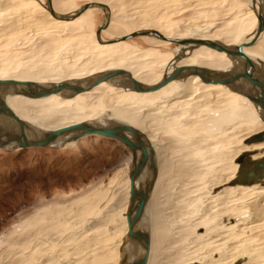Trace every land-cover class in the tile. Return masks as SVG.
I'll return each mask as SVG.
<instances>
[{
  "label": "rangeland",
  "instance_id": "obj_1",
  "mask_svg": "<svg viewBox=\"0 0 264 264\" xmlns=\"http://www.w3.org/2000/svg\"><path fill=\"white\" fill-rule=\"evenodd\" d=\"M39 1L45 4L47 0ZM95 1L98 0H56V3L58 10L64 8L63 12L72 13L82 5ZM104 3L112 8L114 17L111 26L119 32L103 36L105 40L131 34L135 29L126 23L141 22V17L146 14L158 15L155 19H147L148 22L156 23L172 37H175L176 29L180 30L181 27L184 31L177 36L183 38L188 35L184 28L194 26L198 21L202 23L198 25L205 27L206 23L218 18L227 20L252 8L250 0H106ZM104 21L105 14L102 10L93 11L78 21L62 25L59 33L39 29L36 38L28 41L24 47H13L14 43L6 45L7 41L3 38L0 40V59L36 48L35 42L44 43L38 50L45 54L61 49L78 34H87L89 38L94 36ZM228 24H231L232 29V40L229 43L236 44L243 39L253 38L257 20L251 14ZM47 26L53 29L55 27L52 24ZM12 39L14 41V37ZM85 42L93 46L89 40ZM122 47L129 48L133 53L145 52L140 60L153 62L170 60L175 56L177 45L163 44L150 48L144 39L138 37ZM103 51L97 52L101 54ZM112 56V53L107 52L100 56L107 63L104 70L114 67L109 62ZM147 72L154 74L158 81L164 74V71L151 68ZM47 78L53 77L49 74ZM178 86L174 84L157 93L137 95L107 85L58 108L71 110L76 115L105 112L108 102L115 100L116 106L128 105L131 109L141 111L173 96L177 93ZM198 102L207 106L198 108L192 102L191 106L189 103V106L185 105L183 108L186 114L176 111L175 114L181 115L174 114V117L164 119V115L171 113H155V117L150 115L146 120L149 126L153 118H159L154 123L155 127L151 124L149 128L154 134L157 131L155 141L164 152V166L169 167L168 176L173 179V182L167 183L171 187L167 188L169 196L166 194V198L170 200L168 199L166 207L164 203L161 205L162 213L166 217L177 210L195 214L184 222L177 219L169 221L176 243L165 249L164 258L155 263L206 264L218 262L222 257V264H240L241 259L242 264H264V223L251 224L255 221V215L246 206L244 198L228 200V214L223 217L214 215L209 220L195 222L184 233L181 232L182 228L174 230L176 226L190 227L191 222L200 216L199 210L215 204L211 198L206 201L200 199L203 195H211L208 191L197 190L203 181L212 176L213 168L208 159L221 154L234 156L239 153L244 147V141L257 133L262 125L258 111L245 104L239 95L224 93L210 101V104L204 98H198L195 103ZM69 118L63 113L56 118L60 120L55 121V124L69 123L72 121ZM191 141L192 144L189 143ZM131 164L132 153L126 146L100 136H86L79 141L55 147L19 150L0 148V264H18L26 258L31 262L24 264H115V254L119 253L120 260L123 246L125 249L129 246L122 231L123 215L117 199L119 194L116 197L115 192L128 175ZM231 164L234 165V162ZM229 174L230 172L227 173ZM165 182L166 180L161 182L162 188ZM178 193L180 199H176ZM262 194L264 193L256 195ZM192 199L195 200L193 206L188 204ZM153 200L154 198H150L148 201L145 209L148 212ZM205 240H210L209 244L201 252L197 251L196 244ZM118 242L121 244L120 248L115 246ZM179 251L180 254L174 257L172 252ZM47 254L58 258L54 262H45L44 255ZM106 254L107 260H94L96 255ZM239 254L242 256L238 257Z\"/></svg>",
  "mask_w": 264,
  "mask_h": 264
},
{
  "label": "bare ground",
  "instance_id": "obj_2",
  "mask_svg": "<svg viewBox=\"0 0 264 264\" xmlns=\"http://www.w3.org/2000/svg\"><path fill=\"white\" fill-rule=\"evenodd\" d=\"M102 1L105 2L106 0H98L91 3L106 4ZM52 2L54 10L58 15L62 17H69L71 15H74L81 8L80 7L72 13H67L63 12L64 8L58 10V4L56 3V0H52ZM250 5L252 6V8H250L249 10L241 11L236 16H233L227 20H225V18H218L216 19V21L206 23L205 27L198 25V21V23L194 26L184 28L186 29L185 31L188 32V35L187 37L183 38H178L177 36L184 31L181 27L180 30L176 29L174 35L175 37H172L166 30L158 27L156 23L150 21L148 22L147 19H155L158 16L155 14L144 15L143 17H141V22L133 21L126 23L125 21V23L135 29L133 32L155 30L160 32L166 38L199 39L212 41L235 51L236 47L240 45H248L251 41L254 40V38L257 36L259 27L258 15L261 14L264 17V0H250ZM47 7V3L43 4L42 1L39 0H0V40L5 38L7 41L6 45H11L10 43H14L13 47H24L26 46L28 41H31L36 38V32L39 29H45L46 32L59 33L61 31L60 27L62 25L78 21L79 19H82L87 13L102 10L99 7H94L87 10L84 14H82L79 18L75 19L74 21H62L54 18L48 11ZM251 14L254 15L257 20V27L254 32L253 38L248 40L243 39L239 43L230 44L229 42L232 40V29L230 26L231 24L228 23L230 21H235V19L246 18L248 15ZM109 15L110 23L108 25V28L102 33V41L104 43L109 41L104 39L105 36L108 37L109 35L119 34V32L116 29H113L111 26V22L113 21L114 17V12L112 8H110ZM123 19L121 20L122 23L124 21ZM49 24L54 25V29L49 28V26H47ZM141 24H144V26H142ZM28 30H30V32H28ZM87 36V34H78L76 36H73L71 40L67 44H65L61 49H54V51L46 52V54L43 51L38 50L40 47H43L44 43L35 42L34 47L36 48L32 47V49H29L27 51L14 53L7 56L6 58H1L0 81H12L15 82L16 85H0V102L3 101L4 103H6L10 107V109L28 125L26 132L32 139L41 138L44 134L48 132H52L62 127L79 123H89L100 128H110L114 126H129L140 131V133L144 135V137L149 141V145L155 152V162L158 168L157 179L149 197V200L150 198H154L152 202V207L151 210H149L150 213L148 212V210H145L143 218L144 223L142 221V223L140 224V229L146 230L150 236V252L147 264H154L155 262H159L161 259L164 258L163 256L164 254H166L165 249H167L171 245L173 246V244L176 243V236L175 233L172 234L173 228L171 226V223L169 224V221L177 219L184 222L185 220L190 219L191 216L194 217L195 214L194 212H185L183 210H177L172 212L169 217H166V214L162 213L163 210L161 205L164 203L163 205L166 207V205H168L169 203L168 199L170 200V198H166L169 196L167 194V192H169L167 188L171 187L170 184L167 185V183L169 181L173 182V179L172 177L170 178L168 176L170 173L169 167L167 166V168L166 166H164V152L163 150H160V144L156 143L155 141V135L157 131L154 134L153 131L149 128L151 126L155 127L154 123L157 122L159 118H153L151 123L152 125L150 124L151 126H148L146 121L148 117L150 115L154 116L155 113H171L170 115H164V119H170L176 111H179L181 114H186V111H184L183 108L189 103L191 106V103L193 102L194 106H197L198 108L202 106L199 102V104L195 103L198 98H204V100L209 103L210 101L212 102L214 99L221 97L224 93H232L233 95H239V97L245 102V104L254 107L258 111L262 124L260 130L257 133L255 132V134H258L264 131V111L260 106L255 105L245 96L246 93L254 92V89L252 88L250 82L247 79H240L232 83L230 86L206 84L202 82L198 75L190 74V71L186 70L185 72H183L182 76L178 80H175L166 86L170 87L174 84H178L179 89L177 90V93H175L171 97L164 98L161 102L144 108L141 111L140 109H131L128 105L116 106L115 100H111L108 102L106 106L107 110L105 112H85L82 115L72 114L71 110L67 111L58 107L64 105L65 103L67 104L68 102L75 100L77 97L83 94L96 92L107 85L114 86L120 91L137 95L153 94L166 88L164 87L163 89L153 93H138L132 90L131 79L129 75L121 74L117 77L109 79L104 83L99 84L98 86L92 88L91 91L83 94H74V92L70 89H57L59 85L65 83L76 85L78 87H88L93 80H95L106 72L121 70L130 73L132 75V78H134L142 87L145 88L154 87L162 81L163 77L166 74L170 75L176 68L180 67H197L205 69L207 71V75L212 78H214L218 74L221 76L227 74V78H231L239 73H243L246 69V62L244 60L229 57L225 53L213 50L206 46H180L178 44H175L177 45V48L174 51L175 56H172L170 60H156L153 62H147L140 60L144 56L143 53L145 52H142V54L133 53L132 50H130L129 48L122 47L123 45H128L129 41L118 42L115 44H100L96 38V34H94V36L90 38ZM12 37H14V41ZM118 38L120 37H117L115 39ZM139 38L144 39L146 44L150 48L163 44H174L171 42L163 41L157 37L142 36ZM88 40L89 43L93 44V46H89L85 42ZM150 48L148 49V51L151 50ZM105 49L109 50L105 51ZM100 50H104V53L107 52L113 54L109 62L114 67L108 68V70L103 69V67H106L107 63L103 62V58H100V56L104 54H99L100 52H97ZM243 52L248 57H250V59H252L254 65L256 66V75L258 79L264 82V29L262 33L258 36L256 43L251 47L244 46ZM148 68L164 71V74L158 81V79L155 78L154 74L147 72ZM49 74L53 77L52 79L47 78ZM29 82L34 84H32L31 86L20 84ZM36 84L40 87H38ZM42 89L48 91L49 94H44L42 96L39 95L35 97L33 96L43 93L44 90ZM205 90L209 91L206 92ZM258 95L259 99L264 100V91H259ZM63 113H66L70 117L69 120L72 121L66 124L56 125L55 121L60 120L56 118H58ZM187 124H189V121ZM157 127L159 128V126ZM18 133V124L12 117H10V115L6 114L4 116H0V136H3L2 139H0V143L7 141ZM255 134H252L251 136ZM126 135L131 139H135V136L132 133H127ZM73 137L74 134H68L61 138H58V140L51 147L73 143L71 142ZM245 141L243 143L244 147H242L241 151L239 153H236L234 156H225L221 154L219 156H216L215 158L208 157L209 164L213 168V173L211 172L212 176L203 181V183L201 182L202 184L200 187H198L197 190H203L204 192L208 191V194L211 195H203L200 197V199L206 201L207 199L211 198V201H215V204L213 203L208 206H204L201 211L199 210L200 216L196 219V221L191 222L190 227L188 226V228H184V225L176 226L174 229L175 231L177 229L181 230L182 228L183 231L181 232L184 233V231L191 228V226L194 225L195 222H200L203 219L209 220L214 215H218L220 217L225 216L228 210L227 202L228 200H231L233 198H244L246 200V206H249L253 214L255 215V221L251 224L264 223V194H262L261 196L256 195L257 193H264V180L261 183L252 186L229 185L230 182L233 181L238 175L240 166L236 163V160L238 157H240V155H242L243 153H250L251 158L253 160L261 159L264 157V142L259 144L247 145L245 144ZM189 143L192 144L193 142L191 141ZM200 144L203 145L202 143ZM16 145L17 144L14 143L11 146H8L6 149L19 150L13 149V147ZM233 162L234 165L231 164ZM132 169L133 156L132 164L129 168V173L124 179V181H122L123 183L121 182L122 187L119 186V190L115 192L116 197L119 194L117 199L119 200L118 205L121 208L123 215L122 231L126 236L125 241H127L128 235L127 214L130 213V210H132L130 202L129 176L130 171ZM228 172H230L229 175H227ZM224 175L226 177L223 178ZM152 178L153 174L149 172V169L145 170L136 183L137 189L144 188L152 180ZM163 180H166V182L165 186L162 188L160 184ZM179 194L180 193L177 194L178 196L176 199H180ZM192 203H195L194 199L189 201L188 204ZM191 206H193V204ZM150 222L152 223V225H150ZM208 241L205 240L203 242L197 243L195 247H198V249L196 250H200L199 252H201L202 249H204L206 245L209 244ZM127 243L129 245L128 249H125L123 246L120 255V260H118L119 253L117 252L115 254V264H131L137 260L142 259L146 254V251L143 247L135 245L134 243H130L128 241ZM115 246L117 248H120V242H118ZM193 249L195 250V248ZM131 250L133 251L132 253ZM186 251L190 250L186 249ZM172 253L175 257L176 254H180V251ZM44 256L45 262L46 260L49 262H54L55 259L58 258L56 255L53 254H47ZM107 256V254L105 256L96 255V258L94 260L104 261L107 260ZM241 256L242 254L238 255V257ZM28 259L29 258L23 259L19 261L18 264H24L26 262L30 263L31 261ZM223 260L224 259L221 257L219 261L217 260L218 262L211 261L207 262L206 264H222ZM80 261H82V259ZM76 262H79V260H77ZM41 264L44 263L42 262ZM240 264H242V259Z\"/></svg>",
  "mask_w": 264,
  "mask_h": 264
},
{
  "label": "water",
  "instance_id": "obj_3",
  "mask_svg": "<svg viewBox=\"0 0 264 264\" xmlns=\"http://www.w3.org/2000/svg\"><path fill=\"white\" fill-rule=\"evenodd\" d=\"M47 8L50 14L62 21H74L75 19L79 18L82 14H84L87 10L99 7L105 14V23L98 27L96 30V38L100 44H115L118 42H125L135 39L137 37L147 36V37H157L163 41L171 42L174 44H178L180 46L186 45H199V46H206L213 50L225 53L229 57L242 59L246 62V69L243 73H239L231 78H227L226 75H216L214 78L207 75V71L202 68L197 67H180L176 68L170 75H165L160 83L155 85L154 87H142L130 73L118 70V71H110L102 74L95 80L91 82L88 87H78L72 84H61L57 87L58 90H65L70 89L74 92V94H83L92 90V88L98 86L101 83L108 81L111 78L117 77L121 74H128L131 79V88L133 91L138 93H153L157 92L164 87H166L171 82L178 80L183 72L190 71V74L198 75L203 83L206 84H214V85H223V86H230L232 83L240 80V79H247L254 92L246 93L245 96L255 105L260 106L264 111V100L259 99L258 92L264 91V82L260 81L256 75V66L250 57H248L244 52V46H253L258 36L262 33L264 29V17L263 15H258L259 27L257 36L251 41L248 45H240L235 48V51L231 50L230 48L220 45L218 43L206 40H199V39H170L166 38L158 31H136L129 35L120 37L118 39L109 40L106 43L102 41V33L104 30L108 28L110 23V7L106 4H99V3H86L81 6V8L74 14L69 17H62L56 13L53 7L52 0H47ZM27 86H31L34 83H20ZM0 85H16L15 82L12 81H0ZM37 85V84H36ZM40 87L39 85H37ZM44 90V89H42ZM59 92V91H57ZM49 94L48 91L44 90L43 93L33 95L39 96ZM32 96V97H33ZM10 115L19 127V133L14 135L7 141L0 143V148H7L12 144H17L13 147V149H30V148H46L51 147L58 138L66 136L68 134H74L73 139L71 142L79 141L80 139L86 136H100L104 138L113 139L116 141L121 142L124 146H126L132 153L133 156V169L130 171V202H131V209L130 213L127 214L128 220V235L127 241L130 243H134L135 245H139L143 247L146 251L144 257L140 260H137L131 264H147L148 263V256L150 252V236L146 230L140 229V224L143 221L145 209L148 204V200L150 194L154 188V184L157 179L158 168L155 162V152L149 145V141L144 137L140 131L129 127V126H114L110 128H100L94 126L89 123H79L75 125H70L66 127H62L60 129L54 130L52 132H48L44 134L41 138L32 139L26 132L28 125L21 120L11 109L10 107L4 103L3 101L0 102V116ZM132 133L135 136V139H131L126 134ZM3 136H0L2 139ZM264 142V131L258 134H255L249 137L245 144H259ZM236 163L239 164L240 168L238 171L237 177L230 182V186H252L258 183H261L264 180V157L261 159L253 160L251 158L250 153H243L240 157L237 158ZM153 174L152 180L141 189H137L136 183L144 173L145 170H148Z\"/></svg>",
  "mask_w": 264,
  "mask_h": 264
}]
</instances>
